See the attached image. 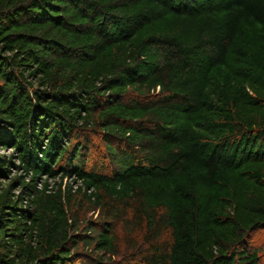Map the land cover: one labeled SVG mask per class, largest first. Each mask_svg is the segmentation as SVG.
<instances>
[{"label": "trees", "instance_id": "1", "mask_svg": "<svg viewBox=\"0 0 264 264\" xmlns=\"http://www.w3.org/2000/svg\"><path fill=\"white\" fill-rule=\"evenodd\" d=\"M0 147V264H264V0H0Z\"/></svg>", "mask_w": 264, "mask_h": 264}, {"label": "rangeland", "instance_id": "2", "mask_svg": "<svg viewBox=\"0 0 264 264\" xmlns=\"http://www.w3.org/2000/svg\"><path fill=\"white\" fill-rule=\"evenodd\" d=\"M95 144L98 146L97 148H96V150H94L93 152H92V154H95L96 152H97V150L99 149V150H101L102 149V144H101V142L96 138L95 139ZM12 152V150L11 149H9V148H2V147H0V154H10ZM23 174V171L21 170V169H12V172H11V177H14L15 175H17V174ZM43 181H48V179L47 178H43ZM55 181H57V180H55ZM50 183H51V185L54 183V179L52 180L51 179V181H49ZM68 182H71V180L68 178V177H65L64 179H63V183L65 184V183H68ZM1 183H2V185H5L6 183H7V180H4V179H1ZM77 184H79V183H77ZM76 187V186H75ZM74 187V188H75ZM18 192V189L17 190H15V193H17ZM88 216H92L93 218H95L96 217V213H93L92 211H90L89 213H88ZM254 242L258 245V246H260V245H262V244H264V231H260V232H257L255 235H254ZM117 261H119V258L117 259Z\"/></svg>", "mask_w": 264, "mask_h": 264}, {"label": "built area", "instance_id": "3", "mask_svg": "<svg viewBox=\"0 0 264 264\" xmlns=\"http://www.w3.org/2000/svg\"><path fill=\"white\" fill-rule=\"evenodd\" d=\"M43 178H47L48 181H43ZM68 178H69L70 180H72L71 177H68ZM51 179H52V180L54 179V181H55V180H58V176H57L56 178H52V177H49V176L43 175L41 181H39V182L37 183V187H38V188H41L43 182H47V183H49V186H50L51 183H50L49 181H51ZM23 205L25 206V202H23Z\"/></svg>", "mask_w": 264, "mask_h": 264}]
</instances>
